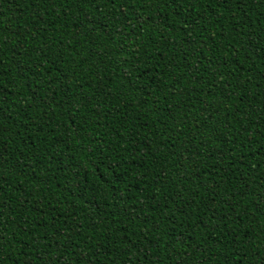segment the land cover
I'll return each instance as SVG.
<instances>
[{"label": "trees", "instance_id": "obj_1", "mask_svg": "<svg viewBox=\"0 0 264 264\" xmlns=\"http://www.w3.org/2000/svg\"><path fill=\"white\" fill-rule=\"evenodd\" d=\"M0 264H264V0H0Z\"/></svg>", "mask_w": 264, "mask_h": 264}]
</instances>
